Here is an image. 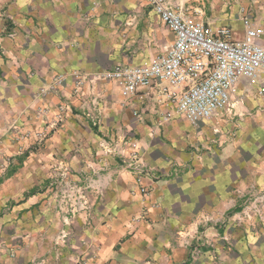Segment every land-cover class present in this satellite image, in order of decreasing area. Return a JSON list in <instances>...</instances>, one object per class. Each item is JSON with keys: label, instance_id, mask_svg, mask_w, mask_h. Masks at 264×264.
I'll list each match as a JSON object with an SVG mask.
<instances>
[{"label": "crops", "instance_id": "0c3cea01", "mask_svg": "<svg viewBox=\"0 0 264 264\" xmlns=\"http://www.w3.org/2000/svg\"><path fill=\"white\" fill-rule=\"evenodd\" d=\"M173 3L234 38L246 18L264 26V0ZM173 40L144 0H0V264H264V213L241 214L264 192V96L242 80L193 125L157 86L124 97L101 77ZM132 153L149 174L124 167ZM50 177L85 187L89 208L60 210Z\"/></svg>", "mask_w": 264, "mask_h": 264}, {"label": "built area", "instance_id": "2783aa9c", "mask_svg": "<svg viewBox=\"0 0 264 264\" xmlns=\"http://www.w3.org/2000/svg\"><path fill=\"white\" fill-rule=\"evenodd\" d=\"M144 1L153 7L172 31L174 40L148 63H118L101 73L103 79L119 85L124 97L157 86L178 114L197 125L232 108V98L242 80L255 87L259 96H264V26L246 18L244 36L234 38L228 27L214 31L207 28L203 21L185 15L173 0ZM65 82L64 75H56L40 93L53 92ZM66 107L61 104L60 109ZM86 116L95 125L101 123L100 115L88 112ZM131 146L138 148L134 140ZM123 163L126 169L139 177L150 173L149 167L135 159V153ZM53 180L61 210L74 214L89 208L85 187L63 183L56 178ZM66 236L63 231L59 238L64 240Z\"/></svg>", "mask_w": 264, "mask_h": 264}, {"label": "rangeland", "instance_id": "374dc122", "mask_svg": "<svg viewBox=\"0 0 264 264\" xmlns=\"http://www.w3.org/2000/svg\"><path fill=\"white\" fill-rule=\"evenodd\" d=\"M11 34H14L15 35L16 32L15 31L9 32L8 33V36L10 37ZM16 132H17V134L15 135V140L16 141H18V139H21V138L28 139V138L33 137L32 134H28V132H26V131H20L18 129V131L16 130ZM40 139H42V141H43L45 139V137H42ZM52 169H54V168H52ZM50 178H51L50 180L52 181L50 183V188L53 189V190L55 189V192H57V190H56V184L54 183V180H53L55 178L54 177H50ZM250 203L246 204L247 206H245V208L243 209V211L241 212V214L242 215L244 214L243 216L248 217L250 212H249V210H247V208L251 207L252 210H255V212L258 215L263 216V213H264V192L261 193V194H259V195H257V197H255ZM63 230H65V229H63ZM61 234H62V232H61ZM66 234H67L66 238H69V233L66 232Z\"/></svg>", "mask_w": 264, "mask_h": 264}]
</instances>
